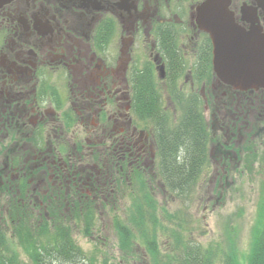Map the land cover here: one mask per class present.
Masks as SVG:
<instances>
[{
	"label": "flooded vegetation",
	"instance_id": "1",
	"mask_svg": "<svg viewBox=\"0 0 264 264\" xmlns=\"http://www.w3.org/2000/svg\"><path fill=\"white\" fill-rule=\"evenodd\" d=\"M201 1L194 6L191 0L0 2V197L31 203L27 189L37 174L43 175L40 187L49 179L56 190L79 196L78 190L89 185L94 193L107 186L104 174L96 170L100 155L112 168L118 167L114 161L121 164L120 171L128 167L132 176L150 168L156 154L154 134L137 124L142 120L133 105V89L143 75L153 77L157 90V79L170 78L168 72L183 75L172 68L173 55L179 65L190 67L196 30L184 17L188 9L191 23V11ZM229 5L244 34L264 37V0H231ZM227 88L238 105V92ZM259 99L264 107V94ZM90 118L96 121L91 125L99 126L91 132L86 123L92 138L71 139L68 145V136L60 140L49 134L57 125L66 132ZM113 135L116 141L107 144ZM117 141L120 150L111 149ZM18 156L29 163L22 166Z\"/></svg>",
	"mask_w": 264,
	"mask_h": 264
},
{
	"label": "rangeland",
	"instance_id": "2",
	"mask_svg": "<svg viewBox=\"0 0 264 264\" xmlns=\"http://www.w3.org/2000/svg\"><path fill=\"white\" fill-rule=\"evenodd\" d=\"M230 1L231 0H229L227 4V10L232 13L229 8ZM196 2L197 0H191L190 4L194 6ZM191 12L193 16L192 22L190 23V19L188 20V9L184 19L185 24H189L193 28L197 25V23H194L195 18L197 17V12H194V9ZM199 30H196L193 34L194 40L191 43L194 54L191 52L188 58V63L192 62L193 64L195 62V66L198 62V54L196 55V50L194 48L198 42L203 40L206 36V34L201 32L202 30ZM123 38H125V36ZM182 38L183 37L179 38L176 44L180 45ZM207 44L210 47V51H212L211 41L205 39L203 40V52L205 51ZM146 51L148 52V49H146ZM186 64L182 63L181 65L176 66V69L183 75L177 76V78L168 72L167 74L170 75V78L166 79L167 75L158 78L157 84L159 87L158 91L161 93L160 102L174 120L178 119L180 114H182L183 111H180V108L184 104L181 100H183V97H186V92H189L191 88H196L199 94H204L206 97L211 89L215 100L212 101V103H214L213 107H210V102L208 104H203V112L207 119L206 122L210 125L208 128L210 137L206 142L207 144L205 148L210 169L201 172L199 182L187 201L190 209L188 208L187 203H185L186 214H191V216H187V219L190 221V227L194 231L193 236L204 244L223 241L222 245L225 246L226 240L222 235L225 228L228 227L230 229L235 227L237 232L236 241L239 250L247 252L249 241L253 236L256 227L255 225H257L258 221L257 212L260 196L264 194V107L260 104L261 100L259 99L264 93L261 89L258 91L240 90L238 92L239 103L236 105L231 101V95H227L225 89L220 88L224 83L219 82L216 76L215 78L211 75L209 82H203V84H205L204 86L200 85L194 82L193 74H191L192 70L189 66L186 68ZM175 78L176 82L174 83L173 81ZM122 92L123 91H120L119 94L122 95ZM177 95L180 97L178 100L175 99ZM134 97L133 105L137 107L140 113L143 112L144 109L140 103V98H137V96ZM154 113H156V109ZM90 115L93 117L92 114ZM91 119L92 118H90V121H77L74 126H69L66 132H62L57 125L56 128H53L49 132V134H51V136H54V134L59 135L60 140H63L68 136L69 138L66 140L68 145L70 144L71 139L83 140L85 138H92L89 136L90 134L86 129V123L89 124L87 127H89L91 132L99 129V126L91 125V122L96 123V121H91ZM137 124L147 133L159 131L158 125L154 127L149 122L137 121ZM224 126L225 129H223ZM104 136V131H101L100 139H103ZM114 138V135L109 137L107 144L116 141ZM225 139L229 142H231V139L239 142L249 140L250 143L254 145L256 158L254 165L249 162V169L253 167L250 172H247L242 176L238 174V172L243 169L240 159L238 158H235L236 164H231L233 172H231V170L229 173L221 171V168L225 165L226 161H217L219 153L216 156L214 155L218 151L219 144H222ZM242 144L243 143H241V145ZM114 145L111 146V149L113 150H120V147L122 146L118 141L115 142ZM25 152L28 154L30 153L28 149H26ZM234 152H230L233 154V157H235L236 154V151ZM107 154L110 155V153L107 152L106 156ZM241 155L244 157L245 162L246 152L243 151ZM18 157L22 160V166H26L30 161L25 162L24 160L27 159L24 156ZM99 158H102L103 160L99 162V169L96 170L97 172L101 171L102 173L100 174H104L102 178L106 180L107 186L104 188L100 187L94 193L89 185H85V191L87 190L88 193L85 194V191L78 190L79 197H76V192L74 191H68L66 193L65 189L56 190L55 181L49 179H47V186L42 184L40 187L38 183L43 175L37 174V176H33V179L29 183V189H27V194L30 195V199H32L31 203L21 205L16 202V199L14 198L8 200L11 201L10 205H15V203H17L22 207V210L26 211V213L28 212L30 220L28 226L31 230L34 229L31 222L35 223L38 220L41 221L47 219L50 223L51 218L56 216L57 219L52 222V225L55 223L63 224V222L69 225L70 240L75 242L85 254L98 250L96 255L99 260L107 259L109 262H113L120 258V251L117 243L116 228L112 221L113 210L110 206L113 207L114 204H120L121 206L119 207V210L116 209L114 212H116L115 214L117 215L122 214L121 216L123 220L126 221V216L129 217V214L123 212V206L129 204L131 190H137V188L131 187L134 182L131 177L132 174H128V167H122L124 171H120L119 167L121 164L117 161H114V166L118 167L112 165L114 167L112 168L109 166L111 165L110 161H106V163L103 162L105 156L103 157L100 155ZM212 158H215V161ZM103 164L104 166H102ZM149 164L150 163L144 166H148ZM148 167L158 168L157 154H155L153 164ZM95 171H91V173H94ZM141 179L148 182L147 186L151 195L157 202L159 215H161L163 208L172 212L180 206V201L175 198V193L165 188L164 183L159 179L158 174L156 175L155 173L154 175V172H150L148 168H144L141 171ZM130 181L132 184L129 185V190L125 189V186L128 187ZM102 182L103 180H101V183ZM121 186L123 188H121ZM33 188L36 189L34 190ZM56 192L62 197V203L59 202V199L56 201V199L53 198V194H56ZM40 200L43 201L41 206L36 204L39 203ZM75 204L81 206V209H78V212L80 211L81 213L79 212L77 218L69 220L71 218V209L75 207ZM8 206L9 202L6 200V197H0V212L2 213V215L0 213V216H3L7 227L4 231V239L7 240L8 249L13 256H16L15 260L17 264H33L31 261H27V254L18 244L13 229L9 224L10 221L6 212H8V210L11 212V208L8 209ZM23 206L27 209L25 210ZM87 207L90 209L88 212L90 213V218L84 211ZM159 218H163V215L159 216ZM88 222L90 231L85 235V225ZM126 224L130 225L128 221H126ZM259 228L260 227H258V229ZM201 229L203 234L200 232ZM168 232L169 230L164 233L162 229L161 239H165V234L167 236ZM127 262L129 264L135 263L131 260H128ZM54 264L76 263L70 261L69 263L55 262Z\"/></svg>",
	"mask_w": 264,
	"mask_h": 264
},
{
	"label": "trees",
	"instance_id": "3",
	"mask_svg": "<svg viewBox=\"0 0 264 264\" xmlns=\"http://www.w3.org/2000/svg\"><path fill=\"white\" fill-rule=\"evenodd\" d=\"M167 38L170 42L171 35H167ZM200 55L196 66L195 62L191 64L193 78L199 82L204 79L209 80L212 75L208 44L204 52L202 48ZM173 56L172 68L175 70L180 61L177 55ZM134 87L144 109L143 113L152 116L159 126L158 168L155 169L154 175L158 174L165 188L175 193L180 206L172 212L163 208L159 215L157 202L148 189V182L136 177L132 186L137 190H131L130 202L127 206H123V212L129 214V217L126 216V221L130 225L123 220L122 214L117 215L114 212L116 209L119 210L120 204L110 206L113 210L112 221L117 232L120 258L109 262L107 259L97 258L98 250L85 254L75 242L70 240L69 225L61 219L63 224L52 225L57 219L56 216L51 218L50 223L47 219L31 222L34 228L31 230L28 226L30 224L28 212L26 213L15 203L9 206L10 224L18 244L27 254V261L33 264L70 261L76 264H129L128 260L135 262L134 264H264V227L261 223L264 219V194L259 201L258 221L255 225L257 229L255 227L247 252L239 250L235 227L225 228L222 234L226 240L225 246L222 245L223 241L204 244L193 236L194 231L187 219L191 214H186L185 203L197 186L201 172L209 169L205 148L210 136L203 112V99L197 90L193 88L186 97H183L184 105L181 107L183 112L178 120L179 123L171 127L170 115L163 112L160 104L161 93L157 90L153 77L147 75L139 77ZM155 109L156 113H154ZM128 188L125 186V189ZM187 205L190 209L189 203ZM88 208L84 211L90 218ZM78 209H81V206L75 204L71 209L69 220L77 218L80 212ZM162 215L163 218H159ZM3 226L0 223V264H17L16 256L9 251L7 240L4 239L5 235L1 233ZM88 226L89 222L85 225V235L90 231ZM162 229L164 233L169 230L167 236L165 234V239H161ZM200 232L203 234L202 229Z\"/></svg>",
	"mask_w": 264,
	"mask_h": 264
},
{
	"label": "water",
	"instance_id": "4",
	"mask_svg": "<svg viewBox=\"0 0 264 264\" xmlns=\"http://www.w3.org/2000/svg\"><path fill=\"white\" fill-rule=\"evenodd\" d=\"M228 2L229 0H205L195 10L199 29L207 32L212 42L213 71L218 80L235 89L264 87V52H261L260 58L257 55L259 66L255 70H246L244 63H238L234 59L233 54L238 48L248 46L254 38L259 43L262 40L257 39L256 35L253 37L251 33H243V29L235 23L227 10ZM236 39H239L238 43L234 42ZM250 50L249 47L247 51Z\"/></svg>",
	"mask_w": 264,
	"mask_h": 264
},
{
	"label": "bare ground",
	"instance_id": "5",
	"mask_svg": "<svg viewBox=\"0 0 264 264\" xmlns=\"http://www.w3.org/2000/svg\"><path fill=\"white\" fill-rule=\"evenodd\" d=\"M238 40L239 39H236V41H234V42L238 43L237 42ZM263 46H264L263 43L257 42L256 38H254V40H253V42H251V44H249L248 46H245L244 48H238L236 50V52L233 54L234 59L238 63H244V65L247 66L246 70H255L259 66L257 63V62H259L257 55L259 56V58L261 57V55H262L261 52H263ZM249 47L251 48V50L248 52L247 49ZM257 50H259L258 53H257Z\"/></svg>",
	"mask_w": 264,
	"mask_h": 264
}]
</instances>
